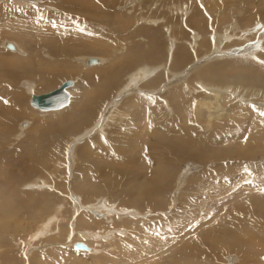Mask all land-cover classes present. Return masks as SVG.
<instances>
[{
	"label": "rangeland",
	"instance_id": "374dc122",
	"mask_svg": "<svg viewBox=\"0 0 264 264\" xmlns=\"http://www.w3.org/2000/svg\"><path fill=\"white\" fill-rule=\"evenodd\" d=\"M13 1L0 0V264H264L247 246L264 239V0ZM240 59L252 75L227 68ZM146 66L159 69L127 87ZM66 79V107L30 105ZM211 85L231 87L227 117L193 111Z\"/></svg>",
	"mask_w": 264,
	"mask_h": 264
},
{
	"label": "bare ground",
	"instance_id": "6f19581e",
	"mask_svg": "<svg viewBox=\"0 0 264 264\" xmlns=\"http://www.w3.org/2000/svg\"><path fill=\"white\" fill-rule=\"evenodd\" d=\"M15 1V0H14ZM13 1V2H14ZM25 1H29V0H25ZM20 2V1H19ZM22 2V1H21ZM125 14L126 13H119V16L122 18V20L124 19V17H125ZM161 19V18H160ZM15 21V20H14ZM128 21H130V20H128ZM43 27V26H42ZM253 27V26H252ZM72 30V29H71ZM78 31V30H77ZM32 35V34H31ZM68 39H69V37H68ZM196 40V39H195ZM260 40V39H259ZM171 41V40H170ZM174 41H175V39H174ZM197 41V40H196ZM51 42V41H50ZM259 42V41H258ZM260 43V42H259ZM8 44H12V43H10V42H8ZM13 45V44H12ZM259 44H257V46H258ZM257 46H254V45H252L250 48H244V50H242V51H249V50H253V49H256V47ZM13 47H14V45H13ZM249 47V46H248ZM122 48V47H121ZM114 49V48H113ZM12 50V49H11ZM20 50V49H19ZM153 50V49H152ZM171 50V49H170ZM177 50H179V48L177 49ZM15 51V50H14ZM17 51H18V49H17ZM180 51H184V49L183 48H181L180 47ZM179 51V52H180ZM120 53V52H119ZM3 54V53H2ZM253 54V53H252ZM251 54V55H252ZM138 55H140V54H138ZM143 55V54H142ZM128 56V55H127ZM141 56V55H140ZM144 56V55H143ZM203 56V55H202ZM223 57V56H222ZM246 58H248V57H246ZM170 59H172V56H171V58ZM1 60V59H0ZM136 60V59H135ZM227 60V59H226ZM88 62V64H90V60H87ZM96 61V60H95ZM94 61V62H95ZM16 62V61H15ZM77 62V61H76ZM80 62H83V60L82 59H80ZM94 62H91V63H94ZM98 62V61H97ZM2 63H4V62H2ZM6 63V62H5ZM11 63V62H10ZM57 63V62H56ZM1 64V63H0ZM7 64L8 63H6V66H7ZM17 66L18 65H20V62H19V64L18 63H15ZM24 64V63H23ZM144 64V63H143ZM4 65V64H3ZM54 65V64H53ZM92 65V64H91ZM94 65V64H93ZM246 65V67H247V71L249 72V73H251V75L254 73L253 72V70L254 69H256L255 68V64H254V62H248V60H246V59H244V60H238V62H232V63H229L228 64V66H227V68L229 67V70H234V69H238V67H244ZM11 66H15V65H13V63L11 64ZM10 66V67H11ZM21 66H23L22 64H21ZM26 66V65H25ZM20 67V68H22L23 70L24 69H26L27 70V68L26 67ZM140 66H142V65H140ZM212 66H214V65H211L210 66V68H208L207 66V68L209 69V71H210V69L211 68H213ZM9 67V66H8ZM158 67V66H157ZM157 67L155 66V67H142V68H138V71L136 72V73H134V75L131 77V78H129L128 76V79H130V82L129 83H127L128 85H127V87L129 86H134L135 84H136V82L138 81H140V80H142L143 81V79H146L147 77H150L151 75H153V73L154 72H156L157 73V70L159 69H157ZM215 67V66H214ZM225 67V66H224ZM237 67V68H236ZM245 67V68H246ZM259 67V66H258ZM29 68L30 69H32L30 66H29ZM57 67H55V70L56 71H59V69H56ZM67 68V67H66ZM70 68H73V67H69V69ZM161 68V67H160ZM166 68V67H165ZM18 68H16V70H17ZM52 69H54V67L52 68ZM65 69V68H64ZM68 69V70H69ZM221 69V68H220ZM225 69H226V67H225ZM26 70H24L25 72H23V73H29L30 72V70H29V72L28 71H26ZM66 70V72H67V69H65ZM72 70V69H71ZM134 70H137V69H134ZM192 70V69H191ZM213 70V69H212ZM228 70V71H229ZM21 71V70H20ZM239 71V70H238ZM243 71V70H242ZM245 71V70H244ZM65 72V71H64ZM107 72V71H106ZM223 72V71H222ZM226 72V71H225ZM231 72V71H230ZM263 72H264V70H263ZM16 73V72H15ZM21 73V72H20ZM33 73V72H32ZM48 73V72H47ZM68 73H70V72H68ZM232 73V72H231ZM22 74V73H21ZM29 74H31V72L29 73ZM214 74V73H213ZM218 74V73H217ZM229 74V73H228ZM245 74V73H244ZM248 74V73H247ZM13 75V78H14V76L15 75H17V74H12ZM61 75V74H60ZM227 75V74H226ZM175 76V74H172V77H174ZM242 76V75H241ZM12 77V76H11ZM236 77V76H235ZM249 77V76H248ZM16 78V77H15ZM14 78V79H15ZM240 78H242V77H240ZM244 78V77H243ZM252 78V77H251ZM247 79V78H246ZM250 79V78H249ZM253 79V78H252ZM257 79V78H256ZM23 80V79H22ZM67 80V79H66ZM72 80V79H71ZM238 80H240V79H238ZM65 81V80H64ZM63 81V82H64ZM180 81H181V79H180ZM249 81V80H248ZM250 81H251V79H250ZM249 81V82H250ZM253 81H255V80H253ZM28 82V81H27ZM186 82V81H185ZM184 81L182 82L181 81V83H183V84H186ZM257 82V81H256ZM260 83V82H259ZM212 84V83H211ZM24 85H30L29 86V88H32L31 87V85H33V83H31V84H27V83H25ZM74 85V80H72V85L70 86V87H68L67 88V90H68V92H69V94H70V88L72 87ZM137 85V84H136ZM135 85V86H136ZM200 85H202V82H199V86ZM205 85V84H204ZM223 85V84H222ZM183 86V85H182ZM185 86H188V84L187 85H185ZM198 86V87H199ZM184 87V86H183ZM223 87V86H222ZM187 88V87H186ZM229 88H231L230 86H226V85H224V87L223 88H220V87H217V86H214V85H211V86H207V87H202V94H203V96L201 97L200 96V98L199 99H197V100H195V102H194V104H192L193 105V111H194V109H195V111H197V108L196 107H200V106H205V107H207L208 109H209V112H212L213 113V115H214V117L216 118V117H218L219 118V116L220 117H227L228 116V114H226V111L225 110H223V108H224V101H226V99L224 98V95H225V93H226V91L227 90H229ZM124 89V88H123ZM122 89V90H123ZM21 90V89H20ZM120 90H121V88H120ZM126 90V87H125V89H124V91ZM232 90V89H231ZM230 90V91H231ZM137 91V90H136ZM179 91L180 90H178V91H176L175 92V96H176V98H178V101L182 104V98L180 97V95H181V93H180V95H179ZM200 91V90H199ZM123 92V91H122ZM139 92V91H138ZM229 92V91H228ZM231 92H233V91H231ZM1 93V92H0ZM220 93H224V95L222 96ZM24 94H25V92H24ZM119 95V94H118ZM146 95V94H145ZM156 95V94H155ZM178 95H179V97H178ZM232 95V94H231ZM183 96V95H182ZM264 96V95H263ZM71 98V97H70ZM70 98H69V102H70ZM11 100V99H10ZM183 100H184V98H183ZM121 101V100H120ZM163 101V100H162ZM198 101H199V103H198ZM13 102H15L16 103V105L17 106H20L21 104H22V97L19 95V94H17V96H14L13 97ZM29 103H30V101H29ZM73 102H71V104H72ZM193 103V102H192ZM5 104H8V103H5ZM69 104V103H68ZM70 104V105H71ZM13 105V104H12ZM11 105V106H12ZM8 106V105H7ZM14 106V105H13ZM32 106V105H31ZM67 106V105H66ZM65 106V107H66ZM72 106V105H71ZM182 106V105H181ZM5 107H6V105H5ZM33 107V106H32ZM35 108V107H34ZM64 108V107H63ZM180 108V107H179ZM37 109V108H36ZM62 109V108H61ZM14 110V109H13ZM12 110V111H13ZM38 110H40V109H38ZM58 110H60V109H58ZM41 111V110H40ZM50 111H52V110H50ZM98 113V112H97ZM17 114H20V115H24V108H23V110L22 109H20V108H17V110L16 111H14V115H17ZM213 115H210V117L211 116H213ZM227 115V116H226ZM110 119V118H109ZM224 119V118H223ZM223 119H221V120H223ZM15 120V119H14ZM220 120V119H219ZM217 121V119H214V123ZM147 122V121H146ZM147 126H148V124H147ZM211 126H212V124H211ZM210 126V127H211ZM19 127V126H18ZM101 127V126H100ZM99 127V128H100ZM90 129V128H89ZM8 130V132H9V129H7ZM20 130V129H19ZM23 130V129H22ZM85 132V131H84ZM101 132V131H100ZM65 133H67L65 130L64 131H62V135H64ZM102 133V132H101ZM61 135V136H62ZM83 135V134H82ZM36 136V135H35ZM79 137V136H78ZM81 137V136H80ZM76 139V138H75ZM34 141V140H33ZM183 143V142H182ZM42 145H43V142H42ZM49 146H50V143H49ZM176 151V150H175ZM179 151V150H178ZM188 150H186V152H187ZM74 152V151H73ZM44 153H46V152H44ZM180 155H182L183 156V153H184V151H179L178 152ZM189 153V152H188ZM193 153V152H192ZM73 154V153H72ZM186 155V154H185ZM60 160V159H59ZM185 178V177H184ZM258 179V181H263L264 182V178L262 179V178H257ZM180 183V182H179ZM174 184V183H173ZM260 184H262V183H260ZM252 185V184H251ZM257 185V184H256ZM253 186H255V185H253ZM253 186H252V188H253ZM261 187V186H260ZM249 188V186H247V189ZM255 188H256V186H255ZM244 189H245V187H244ZM254 189V188H253ZM259 189V188H258ZM243 190V189H242ZM260 194V193H259ZM247 195V194H246ZM256 195V194H255ZM244 196V195H243ZM249 196V195H248ZM249 201V200H248ZM8 202V201H7ZM99 203V202H98ZM91 205V204H90ZM105 205H107V203H105ZM256 205H260V203L259 204H256ZM102 206V205H101ZM104 206V205H103ZM107 206H109V205H107ZM93 207V206H92ZM110 207V206H109ZM108 207V208H109ZM255 207V206H254ZM116 208V207H115ZM56 209H59V208H56ZM90 210H91V208H89ZM251 209V208H250ZM116 210V209H115ZM255 210V209H254ZM263 210V209H262ZM250 211V210H249ZM107 212V211H106ZM124 213H126V212H124ZM247 214V213H246ZM124 215V214H123ZM52 217V216H51ZM251 217V216H250ZM53 219H54V217L53 218H48V219H46V221H44L43 223H42V227L40 228V229H43V228H46L47 229V227L51 224V222L53 221ZM126 224V223H125ZM128 226V225H127ZM136 226V225H135ZM131 227L133 228L134 227V224H132L131 223ZM120 228V227H119ZM135 228V227H134ZM131 229V228H130ZM134 230H136V228L134 229ZM6 232V231H5ZM42 233H43V231H42ZM41 233V234H42ZM38 234V233H37ZM82 234V238H85L86 236H87V233L86 232H82L81 233ZM133 235V234H132ZM261 235V234H260ZM262 236V235H261ZM35 237V236H34ZM198 237V236H197ZM231 237V236H230ZM258 237V236H257ZM264 237V236H263ZM243 239V238H242ZM247 240H248V244H250V245H247L248 247H250V248H254V249H256V247L257 246H263L264 247V239H262L261 238V241H259L257 238H255L254 236H252V234H249L248 236H247ZM247 243H245V244H247ZM233 244H234V242H233ZM236 244V243H235ZM243 244H244V242H243ZM258 244H260V245H258ZM73 245V244H72ZM75 245V244H74ZM242 245V244H241ZM256 246V247H255ZM234 247H235V245H234ZM260 247V248H261ZM236 248V247H235ZM257 248H259V247H257ZM200 249V248H199ZM260 251V250H259ZM254 257H256V256H254ZM6 260V259H5ZM244 261H246V260H244ZM246 262H242V264H245ZM247 264V263H246ZM249 264V263H248Z\"/></svg>",
	"mask_w": 264,
	"mask_h": 264
},
{
	"label": "water",
	"instance_id": "95a60500",
	"mask_svg": "<svg viewBox=\"0 0 264 264\" xmlns=\"http://www.w3.org/2000/svg\"><path fill=\"white\" fill-rule=\"evenodd\" d=\"M8 47L13 49L12 44H8ZM96 59H90V62H94ZM72 85V80L67 79L62 82L58 87L40 94H31L30 105L40 109L41 111L58 110L69 103L70 94L67 90ZM75 247L78 249L88 250L89 247L83 242H76Z\"/></svg>",
	"mask_w": 264,
	"mask_h": 264
},
{
	"label": "snow or ice",
	"instance_id": "6c2138e0",
	"mask_svg": "<svg viewBox=\"0 0 264 264\" xmlns=\"http://www.w3.org/2000/svg\"><path fill=\"white\" fill-rule=\"evenodd\" d=\"M261 115H264V113H261ZM262 191H264V190H262Z\"/></svg>",
	"mask_w": 264,
	"mask_h": 264
}]
</instances>
